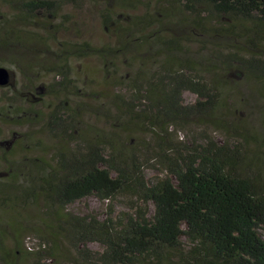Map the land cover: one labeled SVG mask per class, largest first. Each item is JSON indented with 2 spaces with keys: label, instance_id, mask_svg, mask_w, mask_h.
Wrapping results in <instances>:
<instances>
[{
  "label": "trees",
  "instance_id": "obj_1",
  "mask_svg": "<svg viewBox=\"0 0 264 264\" xmlns=\"http://www.w3.org/2000/svg\"><path fill=\"white\" fill-rule=\"evenodd\" d=\"M1 1L11 11L17 9L23 20L38 16L47 20L62 3L81 0ZM180 2L192 15V29L204 30L208 18L216 23L226 18V26L217 23V33H232L241 40L229 36L227 42L210 40L206 52L189 56L179 40L169 39L164 45L171 55L154 68L138 69L126 76L127 82L114 74L126 96L114 94L108 129L90 131L85 137L82 117L90 106L76 99L81 92L71 79L68 58L97 55L111 68L120 47L97 48L82 41L68 44L62 58L60 52L55 54L61 63L51 71L60 79L45 86V93H62L59 103L45 113L41 103L45 93H36L27 99L31 112L18 111L14 121L31 127L42 120L45 132L61 143L49 153L39 150L33 155L36 145L27 141L31 133L26 131L14 141L21 155L14 157L15 146L0 155V205L17 214V209L42 204L34 230L38 237H32L38 247L23 246L18 219L15 225L0 221L2 264H55L64 249L67 264H264L259 233L264 226V0ZM108 3L114 7V0ZM110 10L101 16L108 31L118 26L114 8ZM2 15L0 47L14 48L22 43V36L15 33L16 16ZM6 23H11L9 30ZM123 31L125 39L135 34L129 28ZM12 84L11 74L9 84L0 87ZM184 90L196 95L194 102H182ZM248 111L261 116L256 128L243 115ZM193 122L223 131L226 139L217 143L201 130L192 132L198 137L189 144L169 138ZM138 128L146 137L132 134ZM249 146H254L252 153ZM153 161L165 174L149 182L145 170ZM91 194L109 202L129 194L145 209L139 207L121 219L113 218L112 211L100 219L67 210V205ZM150 203L153 211L148 216ZM7 236L15 249L7 247ZM89 242H97L102 250L90 249Z\"/></svg>",
  "mask_w": 264,
  "mask_h": 264
},
{
  "label": "rangeland",
  "instance_id": "obj_2",
  "mask_svg": "<svg viewBox=\"0 0 264 264\" xmlns=\"http://www.w3.org/2000/svg\"><path fill=\"white\" fill-rule=\"evenodd\" d=\"M108 2L110 0L64 2L55 11L54 16L47 20L43 16H38L34 20H23L21 15L16 14L19 12L17 9L11 11L0 0V26L4 24L2 14L14 15L16 16L13 20L15 33L22 36L20 45H14V48L11 45L0 47V64L6 67L13 76L12 85L0 87V155L3 153L2 150L10 151L13 146L15 148L12 149V153L16 154L14 157L21 155L22 151L18 150L14 141L26 131L31 133V136L26 135L29 138L27 141L36 145L33 155L39 150L49 153L54 146L56 147L61 143L45 132L42 120L31 127L18 125L14 120L18 111L22 114L24 111L31 112L27 110L28 98L36 93L37 95L41 92L45 93V86L59 81L60 76L51 71L53 67L61 63L58 61L59 56L57 58L55 54L60 52L62 58L70 43L87 41L97 48L102 46L120 47L117 50V60H114L115 65L111 68H106L103 60L97 55L84 57L75 55L68 58L71 67V79L81 92L80 97L76 99L82 105L88 104L90 106L82 117V131L86 137L90 131L109 128L110 117L107 116L109 112L114 111L112 107L115 102L114 94L119 91L118 94L122 97L126 96L125 90L117 85V78H114V74H118L117 77L123 75V80L126 81V76L132 75L140 68L147 70L154 68L158 65L159 60L167 59L171 55L170 47L164 45L169 39L179 40L181 47L189 56L192 54L202 55L203 52H206V47L210 48V43H208L210 40L217 43L227 42L230 38L236 42L241 40L234 37L232 33L225 34L224 31L217 33L216 29L219 27L217 23L222 27L226 26L228 24L226 18L218 19L217 23L216 19L208 18L206 19L208 27L204 30L198 32L196 29H192L190 25L192 15L185 11L180 0H127V2L114 0V7L113 3L108 5ZM112 8H114V21L118 22V26H114L113 30L108 31L101 16L102 11ZM141 18H146L149 23L154 22L153 26L150 25L152 26L150 27L142 23L139 20ZM4 27L9 30L11 23H6ZM128 28L132 29L135 34L133 38L125 39L123 29ZM159 28L162 30L159 31ZM155 33L157 36H154ZM51 34L53 37L50 36ZM160 40L163 42L160 43ZM116 62L119 65H116ZM26 78L31 79L27 80ZM32 79H34L33 84L31 83ZM49 93H45L41 100L45 113H47V108L58 104L59 97H62V93L59 95ZM195 99L194 93L188 90L183 91V103L189 104ZM40 107L41 105H39ZM239 107L241 108L240 104ZM96 109H98L99 114H96ZM94 112L96 115H92ZM245 113L243 115L250 121V127L256 128L261 123V116L257 112L248 111ZM193 123L185 128L186 131L179 130L170 135L169 138L182 140L189 144L198 137L192 132L199 133L201 130L212 136L217 143L226 139L223 131L207 124ZM142 130L144 129L138 128V130H133L132 134L137 138H144L146 136L143 135ZM21 137L23 138V136ZM253 149L254 146H249L248 150L251 152ZM150 163L151 166L145 170L148 181L153 182L164 177L165 172L161 167L155 161ZM3 207L0 205V221L8 223L7 225H15L18 219L19 225H22L19 227L20 234L18 236L22 240L23 246L27 245L28 247L34 244L38 247V240H33L32 237H38L34 230L40 224L39 216L42 204L39 202L35 206L26 208V210L17 209V214L16 209ZM139 207L145 209V204L129 194H120L113 202L100 200L91 194L70 203L66 208L74 214L92 213L100 219L105 218L112 211L111 216L113 218L121 219L126 214H134ZM147 210L149 216L153 211V204H148ZM20 218L26 219L28 223H23ZM259 233L264 239V226L259 228ZM182 241L186 245L189 244L185 237H182ZM5 243L10 249H15L9 236L5 238ZM88 246L92 250H102V246L97 242H89ZM66 248L69 251V247ZM68 256L69 254L65 249L60 250L55 264H67ZM48 261L50 262V260Z\"/></svg>",
  "mask_w": 264,
  "mask_h": 264
},
{
  "label": "water",
  "instance_id": "obj_3",
  "mask_svg": "<svg viewBox=\"0 0 264 264\" xmlns=\"http://www.w3.org/2000/svg\"><path fill=\"white\" fill-rule=\"evenodd\" d=\"M10 79H11L10 71L4 66H0V86L9 84Z\"/></svg>",
  "mask_w": 264,
  "mask_h": 264
}]
</instances>
